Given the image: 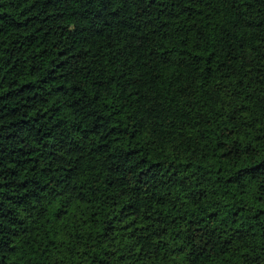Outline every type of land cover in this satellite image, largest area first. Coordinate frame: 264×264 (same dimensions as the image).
<instances>
[{"label":"trees","instance_id":"16d2710c","mask_svg":"<svg viewBox=\"0 0 264 264\" xmlns=\"http://www.w3.org/2000/svg\"><path fill=\"white\" fill-rule=\"evenodd\" d=\"M0 264H264V0H0Z\"/></svg>","mask_w":264,"mask_h":264}]
</instances>
